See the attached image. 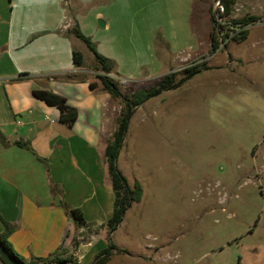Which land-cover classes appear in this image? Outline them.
<instances>
[{
	"label": "rangeland",
	"instance_id": "obj_1",
	"mask_svg": "<svg viewBox=\"0 0 264 264\" xmlns=\"http://www.w3.org/2000/svg\"><path fill=\"white\" fill-rule=\"evenodd\" d=\"M218 8L217 0H0L11 27L0 45L10 43V58L40 86L67 79L61 73L77 69L74 52L83 69L97 66L76 25L109 60L124 95L202 65L130 121L118 168L141 186V201L112 241L97 220L63 258L92 264L114 244L121 253L107 264H264V0H236L229 20H258L245 40L212 54ZM84 77L97 80L96 72ZM122 107L110 100L111 127Z\"/></svg>",
	"mask_w": 264,
	"mask_h": 264
},
{
	"label": "crops",
	"instance_id": "obj_2",
	"mask_svg": "<svg viewBox=\"0 0 264 264\" xmlns=\"http://www.w3.org/2000/svg\"><path fill=\"white\" fill-rule=\"evenodd\" d=\"M6 21L0 17V42L7 37L10 24ZM69 24L73 27L72 21ZM9 47V42L0 45V130L10 143L30 142L37 156L15 145L4 148L0 142V214L15 226L10 241L29 262L61 246L70 250L71 239L83 231L66 214L62 200L81 209L88 225L111 217L114 192L104 154L115 126L106 117L110 95L90 88L96 80L51 78L40 86L41 80L10 58ZM67 73L94 71L80 67L61 74ZM34 90L64 96L78 112L73 127L62 124L59 109L36 98ZM53 185L63 195H53Z\"/></svg>",
	"mask_w": 264,
	"mask_h": 264
},
{
	"label": "trees",
	"instance_id": "obj_3",
	"mask_svg": "<svg viewBox=\"0 0 264 264\" xmlns=\"http://www.w3.org/2000/svg\"><path fill=\"white\" fill-rule=\"evenodd\" d=\"M222 4L225 9V13L221 15L226 22L233 25H241L245 27L244 30L239 32L234 40H245L249 34L247 26L252 25L258 20L255 16H248L239 20H229L233 14L236 0H217ZM213 31L211 33V53L218 51L220 43L218 41L216 33V18L212 15ZM73 32L78 39L87 44V46L95 53L97 59V66L92 69L96 72V81L90 83V88L93 91L99 89L100 92L110 95L112 100H120L123 104L122 110L116 119V128L112 133V136L107 141L104 161L107 166L108 180L114 192V205L111 217L104 223L107 231V235L110 241H112L113 234L118 230L122 224L127 211L131 208L133 203L140 202L142 197L141 186L136 184L131 187L118 168V159L121 150L124 145V141L128 132L130 121L137 111V109L150 99L159 96L164 91L173 90L184 85L189 79L193 78L202 69L199 65H194L184 69V77L177 79L178 73L172 72L164 75L155 86L150 89H140L130 95H124L117 82L114 81L109 75L112 73V65L109 60L103 55L99 54L92 41L80 32L79 26L76 25L73 28ZM73 61L77 68L83 67V55L80 52H74ZM85 74H66L65 77L69 80L78 79L85 81ZM33 94L39 100L45 102L49 106L57 107L60 111V122L69 128H72L78 119V112L75 108L69 106L67 99L50 90H34ZM0 142L2 146L8 147L15 145L20 148L26 149L36 155L30 142L27 141H15L10 143L8 138L0 130ZM37 156V155H36ZM53 195H63V191L57 186H52ZM61 206L65 210L66 214L74 221L77 229L85 228L88 226L84 212L79 208H72L64 200L61 201ZM0 220L4 226L3 230H0V261L2 264H77L73 257L63 258L69 253L64 246L58 248L55 252L51 253L47 257L33 256L29 262L20 256L14 249L10 237L15 231V226L5 220L0 214ZM71 243L75 250H78L79 246L77 238L73 237ZM115 251H118L114 244H110L106 250L102 251L94 260L92 264H107L111 256ZM121 253V251H118Z\"/></svg>",
	"mask_w": 264,
	"mask_h": 264
},
{
	"label": "built area",
	"instance_id": "obj_4",
	"mask_svg": "<svg viewBox=\"0 0 264 264\" xmlns=\"http://www.w3.org/2000/svg\"><path fill=\"white\" fill-rule=\"evenodd\" d=\"M218 6L219 8L216 9V12H214L213 15L215 16L217 21L216 33L218 41L220 43V47L218 50H220L221 48L227 46L229 42L234 40V38L239 35V32L241 30H244L245 27L242 28L241 25H233L232 23L226 22V20L221 17V15L225 13V9L220 2H218ZM249 27L250 25L247 26L246 29H248Z\"/></svg>",
	"mask_w": 264,
	"mask_h": 264
},
{
	"label": "water",
	"instance_id": "obj_5",
	"mask_svg": "<svg viewBox=\"0 0 264 264\" xmlns=\"http://www.w3.org/2000/svg\"><path fill=\"white\" fill-rule=\"evenodd\" d=\"M100 24L101 26H105V23L102 20H100Z\"/></svg>",
	"mask_w": 264,
	"mask_h": 264
}]
</instances>
